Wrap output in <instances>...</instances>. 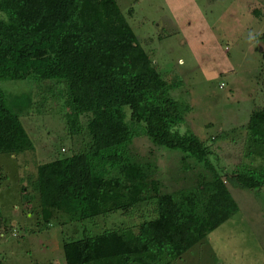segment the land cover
<instances>
[{
    "label": "trees",
    "instance_id": "1",
    "mask_svg": "<svg viewBox=\"0 0 264 264\" xmlns=\"http://www.w3.org/2000/svg\"><path fill=\"white\" fill-rule=\"evenodd\" d=\"M11 79L32 81L36 98L0 86V154L32 150L22 116L53 103L68 134L85 137L71 155L36 164L37 225L57 213L83 222L151 206L136 224L64 241L65 264H173L237 210L229 186L264 187V166L240 162L219 172L211 144L177 129L191 110L171 95L182 81L157 70L116 0H0V81ZM242 127L243 156L264 160V107L253 108ZM137 135L210 174L164 190L158 165L132 148Z\"/></svg>",
    "mask_w": 264,
    "mask_h": 264
},
{
    "label": "rangeland",
    "instance_id": "2",
    "mask_svg": "<svg viewBox=\"0 0 264 264\" xmlns=\"http://www.w3.org/2000/svg\"><path fill=\"white\" fill-rule=\"evenodd\" d=\"M116 2L162 76L182 81L171 95L191 110L177 129L211 144L209 158L219 172L229 173L240 162L264 166V160L243 156L242 127L253 108L264 107V0ZM30 82L1 80L0 86L9 93L31 92L34 98L36 86ZM44 108L31 109L21 119L33 149L0 154V264H65L64 241L136 224L146 208L151 210L141 204L133 214L118 211L83 222L57 213L37 225V198L30 187L36 164L71 155L85 142L81 135L68 134L58 104ZM125 114L129 121L127 107ZM154 146L143 135L132 144L138 158L158 165L164 190L195 185L210 174L193 162L186 168L181 151ZM228 189L237 210L173 264H264V187Z\"/></svg>",
    "mask_w": 264,
    "mask_h": 264
},
{
    "label": "clouds",
    "instance_id": "3",
    "mask_svg": "<svg viewBox=\"0 0 264 264\" xmlns=\"http://www.w3.org/2000/svg\"><path fill=\"white\" fill-rule=\"evenodd\" d=\"M249 38H251V35H250V37ZM183 132V129H181V133Z\"/></svg>",
    "mask_w": 264,
    "mask_h": 264
}]
</instances>
